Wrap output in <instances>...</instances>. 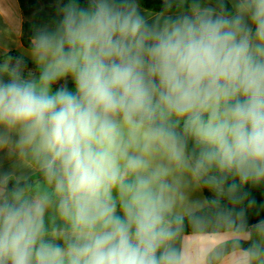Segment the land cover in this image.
<instances>
[{"label":"clouds","instance_id":"clouds-1","mask_svg":"<svg viewBox=\"0 0 264 264\" xmlns=\"http://www.w3.org/2000/svg\"><path fill=\"white\" fill-rule=\"evenodd\" d=\"M56 12L0 61V264H185L209 213L264 264V0Z\"/></svg>","mask_w":264,"mask_h":264},{"label":"crops","instance_id":"crops-1","mask_svg":"<svg viewBox=\"0 0 264 264\" xmlns=\"http://www.w3.org/2000/svg\"><path fill=\"white\" fill-rule=\"evenodd\" d=\"M56 4L57 0H35L33 5L29 7H26V3H24L28 13H30L26 15L18 0H0V61L9 53H14L16 56H23L26 62L32 64L28 55L30 48L23 45L26 38L22 31V24L30 20L32 13L44 9L46 6L56 7ZM26 41L30 43L31 40ZM2 155L0 154V157ZM2 163L4 169L7 170L15 161L10 162L3 159ZM20 170L30 177L36 173L34 169L29 170L26 166ZM191 195L192 199L205 197L201 191H194ZM236 235L237 233L233 230L211 234L184 235L181 247L185 253V264H236V253H240L237 249L231 248L227 253L218 256V250L221 247L232 246V240Z\"/></svg>","mask_w":264,"mask_h":264},{"label":"trees","instance_id":"trees-1","mask_svg":"<svg viewBox=\"0 0 264 264\" xmlns=\"http://www.w3.org/2000/svg\"><path fill=\"white\" fill-rule=\"evenodd\" d=\"M21 4L22 10L26 15H29L28 10L26 9L24 3L25 1L30 0H18ZM141 5L146 10H160L162 8V0H139ZM81 3H84V0H81ZM31 12V11H30ZM57 18V12L55 6H46L44 9L36 11L32 13L31 18L29 21H26L22 24V31L24 34V37L26 40L30 41L31 37L34 34V27H39L43 24H51L54 19ZM26 40L23 41V45L27 48H30V43H28ZM17 57L14 53H9L7 56ZM28 67H33L32 64L27 62ZM69 87H72L71 83H69ZM37 173H35L31 178H36ZM248 191H250L251 195L255 197L257 201V205L254 209L250 210L248 213V220L249 223H255L258 219L264 218V208L261 207V205H264V187L261 188H248ZM205 197H210L212 194L204 191L203 192ZM259 213V215L257 214ZM232 230L228 225L224 224L222 221L218 220L215 215H212L209 213L206 217V222L203 227L193 228L192 226L188 225L187 220L185 221V228H184V235L187 234H201V233H220ZM182 236V238H183ZM181 240L178 243V247H181ZM241 246L243 248H247L249 245L248 243L241 242ZM233 248V246L226 245L224 247H221L218 250V256H221L222 254H225Z\"/></svg>","mask_w":264,"mask_h":264},{"label":"rangeland","instance_id":"rangeland-1","mask_svg":"<svg viewBox=\"0 0 264 264\" xmlns=\"http://www.w3.org/2000/svg\"><path fill=\"white\" fill-rule=\"evenodd\" d=\"M33 2H28V1H26L25 3H26V7H29V6H31V5H33V3L35 2V0H32ZM240 253H236V264L238 263V261H239V257H240Z\"/></svg>","mask_w":264,"mask_h":264}]
</instances>
